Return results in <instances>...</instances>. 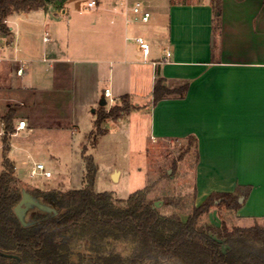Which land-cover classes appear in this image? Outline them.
Returning a JSON list of instances; mask_svg holds the SVG:
<instances>
[{
    "label": "crops",
    "instance_id": "obj_1",
    "mask_svg": "<svg viewBox=\"0 0 264 264\" xmlns=\"http://www.w3.org/2000/svg\"><path fill=\"white\" fill-rule=\"evenodd\" d=\"M76 1L8 17L11 33L3 32L7 46L0 49L2 142L9 101L18 97L25 98L21 100L24 104L30 101L23 119L32 131L42 125L37 123L38 116L43 119L42 112L49 110L45 96L64 94L70 105L75 95L77 113L79 103L107 101L106 88L115 94L112 64H117L119 73L129 65L128 77L133 83L144 77L138 68L148 65L150 103H133L130 92L118 94L121 99L127 95L133 109L117 119H107H145L155 140L188 142L195 137V204L213 192H236L240 186L250 185V193L241 196L242 206L233 211V226L264 224V0H221L220 12L213 0H140L151 11L147 22L136 19L132 12L139 0H97L95 8L87 7L90 0L84 5ZM136 36L151 43L148 59ZM40 48L42 57L37 56ZM165 48L171 50L168 57ZM20 61L27 63L22 74L18 73ZM159 78L165 79L169 89L184 86V94L153 103ZM105 82L109 83L103 87ZM116 88L123 90L119 84ZM9 145L11 149V139ZM9 159L23 180L15 160ZM220 211L217 206L211 209L209 223L221 226Z\"/></svg>",
    "mask_w": 264,
    "mask_h": 264
},
{
    "label": "trees",
    "instance_id": "obj_2",
    "mask_svg": "<svg viewBox=\"0 0 264 264\" xmlns=\"http://www.w3.org/2000/svg\"><path fill=\"white\" fill-rule=\"evenodd\" d=\"M66 0H0V30L10 34V15L49 4L62 6ZM216 12L221 0H213ZM185 87L169 89L159 78L154 88L153 103L168 95H183ZM127 95L124 96L126 99ZM123 110L117 104L102 111L96 127L119 118ZM16 110L3 116V169L0 172V264H264V224L229 227L203 222V215L214 206L235 211L248 195L250 185L236 192H213L201 204H194L187 220L180 215H165L148 201L149 188L138 189L117 203L112 192H96L94 180L97 166L91 154H85L86 173L82 188L36 187L28 190L17 177L8 157L9 134L15 127ZM189 137L190 146L196 145ZM198 161V159H197ZM28 191L52 209L29 208L24 224L16 206ZM133 245L127 253L110 245L116 242ZM223 245H226L224 248Z\"/></svg>",
    "mask_w": 264,
    "mask_h": 264
},
{
    "label": "rangeland",
    "instance_id": "obj_3",
    "mask_svg": "<svg viewBox=\"0 0 264 264\" xmlns=\"http://www.w3.org/2000/svg\"><path fill=\"white\" fill-rule=\"evenodd\" d=\"M76 2L84 5L86 0ZM42 26L43 22L40 23V29ZM40 40L43 45L42 36ZM2 46H7V38L0 30V49ZM37 56L42 57L41 48ZM137 64L142 65L140 62ZM128 66L125 65L123 72L119 73L117 64H112V78L116 81L115 94L113 101L107 98L106 105H102L100 100L91 105L79 103L77 113H75V95L70 105L64 94L45 96L43 99L46 100V106L50 111L44 110L43 119H41L39 110L35 109V113L40 115L38 116L40 120L36 121L37 123L42 122V125H36L31 131L27 122V128L18 131L15 136L11 137L12 133H10L8 140L11 139V149L8 155L15 160L19 176L29 181L28 184L21 180L28 190L36 188L34 184L49 189L68 190L82 188L86 185L84 156L91 154L97 166L94 180L96 192H112L117 203L121 204L118 202L120 199L128 198L138 189L149 188L147 200L155 202L162 200L158 207L163 214L180 215L183 220H187L193 210L196 197L197 158L193 152V146H190L188 142L153 139L148 122L135 116L130 119L124 116L118 121L107 119L101 124L102 131L96 127L100 113L104 110L110 111L116 104L123 109L119 112L120 115L127 114L133 109L130 100L121 99L118 94L133 93V103L144 104L151 101L152 93L149 91V80L146 75L149 70L148 65L143 64V69L138 68L144 77L141 76L142 78L135 83L132 79L129 80ZM108 83L102 84L103 87ZM118 84L123 89L122 92H118L116 88ZM3 94L1 92L0 97H3ZM21 100L24 102L25 98L18 97V99L9 101L10 106L16 110L13 119L14 132L17 131L18 121L26 117L27 106L30 104L29 100L25 104ZM75 114L77 115L76 121ZM46 124L47 126H44ZM0 131L1 171L4 156L1 125ZM34 161L43 162L52 172V176H31L30 167ZM116 170L118 172L114 176ZM219 213L229 227L236 222L233 211L223 209ZM207 216V214L203 215V222L209 224ZM110 247L129 253L133 245L120 241L111 244ZM223 247L225 248L226 245Z\"/></svg>",
    "mask_w": 264,
    "mask_h": 264
},
{
    "label": "built area",
    "instance_id": "obj_4",
    "mask_svg": "<svg viewBox=\"0 0 264 264\" xmlns=\"http://www.w3.org/2000/svg\"><path fill=\"white\" fill-rule=\"evenodd\" d=\"M98 6L97 0H90L88 2V8H95ZM132 12L135 15L136 19L141 20L143 22H147L151 17V11L145 6V3L143 1H137L134 6L132 7ZM49 39L48 32L44 36V40ZM135 40L142 52V55L145 59H148L151 55V43L143 36H136ZM165 55L168 57L171 55V50L169 48H165ZM1 61V59H0ZM27 68V63L25 61H20L18 73L22 74L25 69ZM104 96L106 98H109L111 101L114 100L113 94L111 92L110 88H106L104 91ZM27 126V122L25 119L19 120V123L16 127V130L19 131L21 129H25ZM30 175L31 176H45V177H51L52 172L47 169L46 165L41 161H34L33 164L30 167Z\"/></svg>",
    "mask_w": 264,
    "mask_h": 264
},
{
    "label": "water",
    "instance_id": "obj_5",
    "mask_svg": "<svg viewBox=\"0 0 264 264\" xmlns=\"http://www.w3.org/2000/svg\"><path fill=\"white\" fill-rule=\"evenodd\" d=\"M106 103H107L106 99L102 98L101 104L106 105ZM117 172L118 170H116V172L114 173V176H116ZM243 199H244L243 197H240L239 200L242 202ZM160 202H162V200L156 201L155 202L156 206H159ZM32 207H37L39 209L47 210V211H50L52 209L50 206H47L46 204L40 202L38 198L34 196L33 194H31L30 192L24 191L22 200L16 206V212L24 224L27 223L26 221L27 212L29 208H32Z\"/></svg>",
    "mask_w": 264,
    "mask_h": 264
}]
</instances>
